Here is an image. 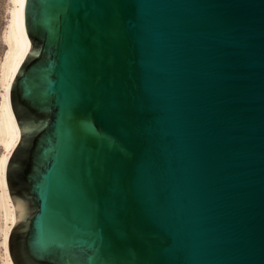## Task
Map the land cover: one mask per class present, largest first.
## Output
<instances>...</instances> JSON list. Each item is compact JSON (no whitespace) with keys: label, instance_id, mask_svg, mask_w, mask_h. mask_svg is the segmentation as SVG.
Masks as SVG:
<instances>
[{"label":"water","instance_id":"water-1","mask_svg":"<svg viewBox=\"0 0 264 264\" xmlns=\"http://www.w3.org/2000/svg\"><path fill=\"white\" fill-rule=\"evenodd\" d=\"M23 22L12 264H264V0H24Z\"/></svg>","mask_w":264,"mask_h":264},{"label":"bare ground","instance_id":"bare-ground-1","mask_svg":"<svg viewBox=\"0 0 264 264\" xmlns=\"http://www.w3.org/2000/svg\"><path fill=\"white\" fill-rule=\"evenodd\" d=\"M24 0H7L5 22L0 32L4 46L0 55V263L12 264L7 236L16 225L14 207L9 195L5 162L21 140V133L11 112L9 88L29 49L23 22Z\"/></svg>","mask_w":264,"mask_h":264},{"label":"rangeland","instance_id":"rangeland-1","mask_svg":"<svg viewBox=\"0 0 264 264\" xmlns=\"http://www.w3.org/2000/svg\"><path fill=\"white\" fill-rule=\"evenodd\" d=\"M7 0H0V32L2 30V26L5 22V7H6ZM4 46L2 44L1 38H0V55L2 53ZM1 264V263H0Z\"/></svg>","mask_w":264,"mask_h":264}]
</instances>
